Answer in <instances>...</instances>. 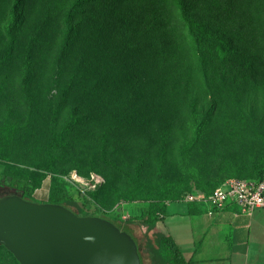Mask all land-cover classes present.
<instances>
[{"label":"rangeland","instance_id":"rangeland-1","mask_svg":"<svg viewBox=\"0 0 264 264\" xmlns=\"http://www.w3.org/2000/svg\"><path fill=\"white\" fill-rule=\"evenodd\" d=\"M76 1L24 0L18 38L9 47L4 26L13 0H0V118L10 111L24 125L12 153L0 158V198L13 195L4 183L7 165L17 167L36 203L52 195L87 214L115 218L137 243L142 264H151L146 227L124 225L147 213L149 201H125V173L141 168L149 186L186 182L184 196L205 194L196 176L247 180L263 167L264 0H188L198 30L225 55L211 78L194 64L188 41L167 15L171 0H97L66 42L63 19ZM73 112L93 122L89 147L59 155L58 174L45 172L52 159L42 152L51 132ZM209 114L212 121L201 125L200 162L186 168L179 154ZM100 139L112 159H102ZM32 172L45 176L38 189ZM73 174L98 175L107 190L75 184Z\"/></svg>","mask_w":264,"mask_h":264},{"label":"trees","instance_id":"trees-1","mask_svg":"<svg viewBox=\"0 0 264 264\" xmlns=\"http://www.w3.org/2000/svg\"><path fill=\"white\" fill-rule=\"evenodd\" d=\"M97 0H77L73 6L66 12L63 19V28L65 32L66 42H69L77 30L76 21L83 13L84 9L93 5ZM24 0H13L8 20L4 26V35L8 41L9 47H13L19 34L21 27V11ZM166 13L174 25L179 28L181 33L185 36V40L189 43V50L194 56L195 65L202 71L207 77L215 76L216 71L220 70L225 61V55L219 46L212 45L207 37L203 35L201 30H198V21L191 14V9L188 0H171L167 5ZM193 64V61H191ZM224 71H221L223 74ZM7 79L2 80V85L6 84ZM3 85V86H4ZM1 86V85H0ZM213 87V85H210ZM195 100V99H194ZM218 104V103H216ZM214 105V104H213ZM212 105V106H213ZM211 114L207 115V119L197 125L191 132V139H187L184 147L182 148L179 156L182 164L189 168L192 161L199 159L202 144V130L203 125H208L211 122ZM21 124V123H20ZM202 125V126H201ZM22 126V127H21ZM21 126L13 120L12 113L9 111L0 118V158L4 155H10L12 153V146L20 134L24 125ZM94 125L87 117L76 116L74 112L69 116L59 129H54L51 132V139L44 147L42 155L44 158H51L50 165L44 167L45 172L51 174H58L60 170L59 155L65 156L70 152L80 153L89 147V141L92 136L90 131H93ZM88 129V130H87ZM82 141L79 143L78 140ZM102 154L103 160L112 159L111 151L106 145L104 139L98 141L96 146ZM198 162H200L198 160ZM9 169V175L5 186L11 191L13 195H18L24 200L35 202L32 197V193L24 186L23 181L27 176L22 174L21 170L17 167L7 165ZM163 167V161L158 164V172ZM42 168V167H41ZM141 168H136L135 172L129 174L125 173V181L127 183L126 189L128 190L125 201H149L148 211L145 214H141L137 217L128 218L124 221V225L137 224L146 227L145 235V250L144 252L149 255L151 264H188L176 243L170 238L161 234L157 229V224L163 222L165 209L167 203H174L181 201L184 196L182 193L187 188L186 182H154L150 186L142 181ZM92 171H97L93 168ZM197 171L195 174L197 175ZM31 183L34 189H38L44 180V175L40 172H32ZM264 176V164L260 171H258L253 178L260 181ZM90 178V177H89ZM88 178V179H89ZM252 179V178H251ZM249 180V179H247ZM219 181V180H217ZM195 182L199 189L205 192V196L211 194L222 183L212 181V179L206 177H195ZM98 192H105L107 187L97 186ZM45 203L61 205L69 209L78 216H96L94 214L85 213L78 205L70 199L61 197H53L50 195ZM104 219L112 222L120 231L124 230L132 239L126 227L120 226V221L115 218L102 215ZM152 233V237L149 234ZM135 242V240L133 239ZM137 245V243L135 242ZM138 246V245H137ZM138 254L141 259V252L138 247ZM0 260L7 261V264H19L14 257L0 245Z\"/></svg>","mask_w":264,"mask_h":264},{"label":"water","instance_id":"water-1","mask_svg":"<svg viewBox=\"0 0 264 264\" xmlns=\"http://www.w3.org/2000/svg\"><path fill=\"white\" fill-rule=\"evenodd\" d=\"M0 245L19 264H141L133 239L109 220L18 195L0 198Z\"/></svg>","mask_w":264,"mask_h":264},{"label":"crops","instance_id":"crops-1","mask_svg":"<svg viewBox=\"0 0 264 264\" xmlns=\"http://www.w3.org/2000/svg\"><path fill=\"white\" fill-rule=\"evenodd\" d=\"M208 210L202 204L167 203L157 229L176 243L188 264H264L261 211L244 215L229 206L209 215Z\"/></svg>","mask_w":264,"mask_h":264},{"label":"built area","instance_id":"built-area-1","mask_svg":"<svg viewBox=\"0 0 264 264\" xmlns=\"http://www.w3.org/2000/svg\"><path fill=\"white\" fill-rule=\"evenodd\" d=\"M71 181L90 189H95L103 183V179L98 175L82 179L73 174ZM181 202L206 205L209 215L220 212L229 206H235L244 215H251L256 210L261 211L264 218V176L260 181L229 179L207 196L190 193L184 195Z\"/></svg>","mask_w":264,"mask_h":264}]
</instances>
